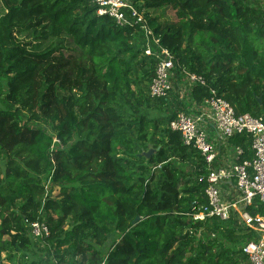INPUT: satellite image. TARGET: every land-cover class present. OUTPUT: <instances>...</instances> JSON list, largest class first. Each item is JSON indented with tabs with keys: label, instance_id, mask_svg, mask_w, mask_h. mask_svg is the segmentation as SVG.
Instances as JSON below:
<instances>
[{
	"label": "trees",
	"instance_id": "trees-1",
	"mask_svg": "<svg viewBox=\"0 0 264 264\" xmlns=\"http://www.w3.org/2000/svg\"><path fill=\"white\" fill-rule=\"evenodd\" d=\"M132 1L145 3L180 66L206 78L194 100L214 89L237 114L264 117V9L243 0ZM139 31L98 15L89 0H0V261L6 253L11 264H39L27 259L41 243L61 263L250 264L242 247L254 231L190 217L195 201H207L198 181L205 162L169 127L178 110L155 122L142 114L137 89L150 86L157 59L135 47ZM150 135L159 149L146 161L136 145ZM231 142L251 158L247 134ZM43 218L51 234L36 239L27 220Z\"/></svg>",
	"mask_w": 264,
	"mask_h": 264
},
{
	"label": "built area",
	"instance_id": "built-area-1",
	"mask_svg": "<svg viewBox=\"0 0 264 264\" xmlns=\"http://www.w3.org/2000/svg\"><path fill=\"white\" fill-rule=\"evenodd\" d=\"M96 7V13L110 17L120 27L140 28L147 38L146 55L157 59L155 73L150 82L149 94L152 99L171 98L177 83L182 90V109L171 120L169 127L179 131L183 144L194 148L205 162L206 173L198 176V181L206 183V202L195 201L190 217L194 222H206L213 218L222 221L233 220L257 234L244 243L242 249L250 264H264V117L251 113L237 114L234 106L218 91L211 89V96L202 102L194 100L193 87L207 85L206 78L180 66L175 54L160 43L147 17V9L142 1L132 0H89ZM181 71L187 79L178 81ZM193 100L199 109L190 112L188 104ZM247 134L251 140V158L245 156L242 146L234 145L231 138ZM42 200L44 209L49 187ZM252 209L258 210L253 212ZM42 213V209H41ZM34 238H45L51 234L45 220L28 221ZM0 264H9L5 260ZM54 264H72L55 261ZM101 264H107L106 260Z\"/></svg>",
	"mask_w": 264,
	"mask_h": 264
},
{
	"label": "rangeland",
	"instance_id": "rangeland-1",
	"mask_svg": "<svg viewBox=\"0 0 264 264\" xmlns=\"http://www.w3.org/2000/svg\"><path fill=\"white\" fill-rule=\"evenodd\" d=\"M244 3L246 4H250L253 6H257V7H261L262 9H264V0H243ZM170 17H173L172 13H169ZM45 33V27H40L37 28L36 31H34V35H39L41 36V34ZM33 35V36H34ZM147 44V38L145 37L144 33L139 31L136 33V37H135V41H134V45L137 49H143L144 47H146ZM145 54V52H144ZM126 60L130 61L131 60V56H125L124 57ZM133 67H135L137 64L136 60L131 62ZM187 71L191 70L189 69V66L186 67ZM178 81L181 83L183 80H187L184 76V74L179 71L178 72ZM149 83H144L142 86L138 87L137 91H141L142 95L144 96L145 101V105L142 106V114L146 113L148 119H150V121H157V119L160 120H166L167 118H169L173 113H176L180 107V104L177 107H173L171 106V103H162L160 100L158 99H152L149 97ZM136 89V88H135ZM173 96V95H172ZM29 116V115H28ZM33 125H36L35 122H32ZM40 126H45L47 125V130L50 132L51 130V125L50 124H46V123H41L39 124ZM166 126V123L161 121V127L164 128ZM152 130V129H150ZM53 132V131H52ZM138 137L137 133H134V138L135 141ZM162 138V135L160 134L158 136V139ZM156 142V139L153 137V135H150L147 141V144H137V150L142 153H148L149 151H152V155L154 153H156V151L159 148H155L154 144ZM141 145H146L145 147L141 146ZM147 148V149H144ZM149 156H147L146 161H148ZM171 162L178 166L181 171L186 172L188 174L191 173L192 171V167L188 164V163H184L178 159H171ZM147 163V162H146ZM148 165V170L149 168H151L152 170L155 171L156 175L159 177L161 175V166L159 167H153V165L147 163ZM132 171H134L136 173V175H139L141 173V171L137 170L136 168H132ZM144 175H148V171L144 172ZM59 191V188H58ZM199 235H201V231H199L198 233ZM214 237V236H212ZM29 254V258L27 259V261L29 263H32L33 261L37 260L39 261V264H53L55 261H57V259H55V255H51V251L49 249V246L47 244H43L41 245V243H38L36 245H34L32 248H30V250L28 251ZM7 254L3 253V258L5 259L6 262H9V264H11V262L9 260L6 259ZM79 259V257L77 258V260Z\"/></svg>",
	"mask_w": 264,
	"mask_h": 264
},
{
	"label": "crops",
	"instance_id": "crops-1",
	"mask_svg": "<svg viewBox=\"0 0 264 264\" xmlns=\"http://www.w3.org/2000/svg\"><path fill=\"white\" fill-rule=\"evenodd\" d=\"M179 88H180V84L177 83L176 88H175V91L172 94L173 96H171V98H170L171 99L170 100L171 101L170 103H171V105L173 107H177L180 104L179 109L180 108L182 109L183 106H182V104L180 102L182 101V95L183 94H182V90H180ZM187 108H188V110L190 112H197L198 109H199V106L195 102H193V100H190Z\"/></svg>",
	"mask_w": 264,
	"mask_h": 264
},
{
	"label": "water",
	"instance_id": "water-1",
	"mask_svg": "<svg viewBox=\"0 0 264 264\" xmlns=\"http://www.w3.org/2000/svg\"><path fill=\"white\" fill-rule=\"evenodd\" d=\"M151 153H152V151H149L148 153H146V155H147V156H150ZM139 219H140V217L138 216V217L136 218L135 222H137Z\"/></svg>",
	"mask_w": 264,
	"mask_h": 264
}]
</instances>
